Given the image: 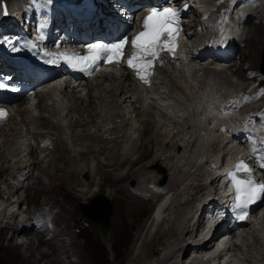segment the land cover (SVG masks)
I'll return each instance as SVG.
<instances>
[{
	"label": "bare ground",
	"instance_id": "bare-ground-1",
	"mask_svg": "<svg viewBox=\"0 0 264 264\" xmlns=\"http://www.w3.org/2000/svg\"><path fill=\"white\" fill-rule=\"evenodd\" d=\"M39 2L47 6L45 0H39ZM12 4L15 5L13 10L15 16L22 17L23 10L21 7H18L19 3L13 2ZM200 4L202 5L199 9L201 12L203 7L207 6V0H200ZM221 7L223 11L222 2ZM261 7L262 8L254 7L251 9H245L241 13V19L244 23L242 26L243 33L241 38L244 36L245 32L246 34L240 43H237L233 48L236 55L234 53V55H231L228 60L225 61L227 67H236V59H238L239 63H242L245 60L239 52L241 47H243V45L245 46V41L248 38L247 35H249L252 25L255 24L251 22V17L252 15L258 14L260 9L264 10V6L262 5ZM24 8H26V6H24ZM34 9L40 13L44 12L43 5L35 4ZM256 17L259 19L258 23L264 24L263 14L257 15ZM30 23L32 24L31 21L28 22V24ZM192 23L193 26L199 25L202 27L204 25V22H201L200 20H192ZM65 30L66 23H59L56 25L53 33L61 34L64 33ZM261 33L262 30L257 29L249 38L250 44L248 45V55L252 64V67L248 68L250 70L260 71L258 66V69L253 68V64L258 63L259 53L264 47V36L261 40ZM52 40H54V38H50V41ZM184 44L187 48L188 44L189 46H196L197 43L194 40H190L189 42L186 41ZM257 55L258 59L256 58ZM193 59H195V57H193ZM211 65L213 64L203 66L201 63H190L189 65L181 64V66L179 65L177 68L173 66V64L171 66L161 67L159 68V75L156 77L155 83L152 87L153 90L149 88L147 91H141L136 88L130 74L125 70H120L117 73L104 74L93 81L82 82L75 87H69V85H66L64 88L60 87L57 90H52L43 88V86V89H41L34 97L36 102L28 103L27 99L13 102L11 104V116L5 123L0 124V199L5 198L6 201H9V196L12 194V197L15 198L7 205H4L5 203L2 202V205L4 206L3 209H0V236L2 234L5 235L6 231H10L11 236L13 237L19 236L20 233L21 235H27V233L33 235L20 244H18V242H10L5 247L0 246V261L2 264H38L40 261L42 264H46L50 260L52 262L51 264H62L59 259L62 258L63 260L64 258L60 257L59 253H57L60 249H64L63 254L67 253L71 255L72 253L70 252L72 250L75 251V253H80L77 246H74L72 243H68L69 246L66 247V245H64V237L61 238L62 235L60 238L49 237V229H46V232L37 233L35 229L23 228L24 224L18 219L19 211L15 213V208H19L24 204L28 205L26 196L23 198H21L22 196H19L21 192L26 191L28 185L27 191H32L34 197L44 194L45 190L43 185L49 184L54 179H58L60 186L67 185L70 186L71 190L82 191V193H78L79 195H82L83 192H85V188L89 184V187L87 188V192H90L88 194L89 196L97 194L104 186H112L113 189L110 191L111 197L108 196L109 194L107 196L111 199L117 198L115 196L121 198L125 196V194L123 190L118 191L121 190V187H118L117 183L125 178L134 176L136 170H131L134 165L149 157L151 160L150 163L155 159L156 161H160L161 157L157 158L151 156L152 154L148 152L151 151L148 150V148L151 147V144L148 142L154 144L157 143L155 146L159 145L157 141H159L158 138L161 136L162 130L165 131L163 132L164 139L160 141L166 148L171 146V151L168 150V152L172 153L167 157L168 161L167 159H161L163 168L166 171L167 180L163 185L157 182V188L150 184V190L142 188L131 191L126 187V195L131 197L127 202L136 204L135 213L142 212L137 210L141 204L143 205L142 210L147 209V211H149L150 207L148 208L147 205H144L143 201L137 196H141L143 200L146 202L148 201L151 204L154 198L157 197L156 195H161L163 193L170 194V192L173 194L174 188L179 185L181 175L184 174V166L192 169L188 174L193 173L192 176L194 175V182L196 183L192 182V184H187L189 185L188 189L192 187V190H194L193 194V191L191 192L189 190L192 199L190 200L189 198L184 202H179L183 205L188 203L190 207L186 222H184L185 224L180 231V235L177 234L172 236L170 241H168L169 236L160 237L159 242L157 244L154 243L153 246L151 244L158 239L159 235L156 234L151 239L144 237L140 245L141 251L150 247V245L152 246L149 248L150 252L158 251V256L151 257L153 259L155 258V264H205V261L202 260H211V258L202 259L198 254L193 255L192 257L194 258L192 259L191 257L186 258V255L190 252V245L186 238L190 235L192 226H199L203 220L202 214L204 211L202 210L198 213L199 209H196L198 208L196 202L197 198L203 196L206 187H213L217 177L215 170L211 166L212 160L210 156H206L207 150L206 152H202V157H200V155V158L196 161H192L195 146H197V143H199L198 141L201 139L204 141V135L206 134L198 131L200 129H197L196 123L204 126L210 115H212L215 124H219L226 119V117H222L223 110H218L217 105H212L211 102H206L207 99L203 98L204 94H198V91L206 88L207 83L206 81L204 82L206 78L209 77L210 79L211 76L212 79L215 77L221 78L220 74L227 72L226 70H216L219 68V64L217 63H215L214 66ZM217 72H220V74ZM253 79H256V77H253ZM41 83L44 84L45 82L42 81ZM59 110L61 111L60 113ZM193 110L195 111L194 115ZM126 111L129 114L128 117H126ZM132 115L134 117L133 121L138 122V126L133 128L132 126L134 122H130L129 120V118L132 119ZM61 116L65 117V125H62L59 122ZM168 120H171L172 122H169ZM228 120H230L229 117ZM43 123L46 124V127L48 128L47 130H39V125ZM139 124L143 125L142 131L138 128ZM178 126L184 128L185 134L177 140L176 137H179V135L182 134V130H180ZM168 129L170 130L167 134V138L169 134H172L173 138L166 140L165 135ZM65 130H67L66 133L63 132ZM173 131L175 132L173 133ZM146 135L151 136V140H148L146 138L148 136ZM137 136L140 139L139 145L141 143H145L146 145L144 144V146H142L143 148L140 150L136 159L130 160V167L128 168V171L125 172V174L128 172L125 176L124 174H113V171L118 172L120 167L123 169V167L127 166V161L129 160L128 154L131 152L133 154L137 151L135 146L136 143L134 141V138ZM225 138L223 136L222 139L213 142L212 146H214L213 150L215 151L212 155L213 157L216 156V152H227L226 155L234 157V152H230L232 148H234L235 151L237 150L233 143L226 142L227 145L221 150V143L226 140ZM68 140L69 144L67 143ZM178 141H183L184 143L181 145V142L179 143ZM110 142H112V145ZM180 147L183 148V151L185 150V153H179ZM76 148H78L77 151L75 150ZM175 148L178 149L175 151ZM72 149L77 153L79 151V155H81V158L83 157L84 167H80L81 165L78 166L75 163L73 160L74 158L69 152V150ZM154 149H156V147H154ZM199 150H202V148ZM55 152H58L56 153V156L54 155ZM61 153H64V156H60ZM98 153H100L99 157ZM102 155H104V158H102ZM54 156L58 161L59 170L62 171V173L60 175L58 174L56 177L53 175L56 173V164L52 160ZM50 160H52L54 166L53 164L50 165ZM143 167L145 166L142 165L138 169ZM24 171H26V173L31 172V174L36 172V176L33 179L34 182H31L32 184H29V182L26 185L24 184V181L29 177L27 176L25 180H22L21 172ZM82 171H86L87 181H82L80 179L82 182L80 183V180H72L73 176L79 177V174ZM142 172L143 170H141L139 174ZM137 176L138 174H136V177ZM155 176H153L154 182L158 177L157 174H155ZM84 182L88 184L84 185ZM142 182L144 184L148 183L145 182L144 179H142ZM182 184L183 185L181 186H184L185 183ZM91 185L92 188L89 190ZM129 191L137 196H131ZM190 192H188V194ZM71 193L73 196L75 194L76 198L79 197L75 192L72 191ZM5 194L7 195L6 197ZM88 195L84 197L85 200L87 197L90 198ZM170 196L172 197V195ZM171 197L169 200L165 201L166 205L162 207L163 209L156 212L157 214L155 217H148L151 221L150 227L152 226L149 232L154 230V228L163 221L165 212L169 211L168 213H170L172 209L173 213L176 214L174 209L179 203L174 205V202L173 206L172 201H170ZM192 200L194 201L193 206L191 205ZM49 202L46 201L37 204L33 209L35 211L44 209L47 214L52 215L53 209ZM8 208L9 211H7ZM33 209L29 207V205L26 206L28 213H31ZM152 209L154 211V208ZM117 213L115 215L119 217ZM175 216L177 219L178 214ZM6 218L11 219L12 223H9L8 225ZM29 218H32V216H29ZM183 220L184 219L182 218L181 221ZM177 221H180L179 218ZM175 223L170 230L175 229ZM252 226L253 229L247 230V234L241 233L234 237L235 241L241 245V247L236 246L237 253H243L245 256L244 260L249 264H251L252 257H255L253 250L257 246H261L260 238L264 235V215L262 221L258 225L252 223ZM67 229L68 223L67 225H64L62 229L58 230H64L67 237V235L70 236V232H68ZM136 233L138 234V231ZM248 233L250 239L245 238L248 236ZM108 235L112 236V234L110 235V231L106 234L107 238ZM244 235L246 236L244 237ZM202 237L203 234L200 238ZM133 238L134 237H132V244H134ZM162 238L165 239L164 244L160 242ZM69 240L72 241V238H69ZM73 241L76 242L74 239ZM208 242L210 241L203 243ZM223 243L224 242H220L218 246ZM102 244L103 243H101V247ZM155 244L157 246L162 244L164 248L162 247V250H160L161 248L159 247L160 249L158 250L157 246H154ZM42 246H45V248L40 249ZM22 251L24 252L22 253ZM34 251H37L39 255L35 256L33 254ZM90 255L91 253H87L88 257H86L80 253V257H76L79 259L77 260L78 264H90L88 260L90 259L92 261L93 259ZM257 255L263 256L264 252L261 251L257 253ZM141 256L138 254L136 257L131 258V260H142L143 258ZM65 257L67 258L68 256ZM254 259L258 260L257 257ZM149 260V262H152L151 259ZM230 260L236 262L235 254L234 257H230ZM65 264H69V261ZM230 264H233V262Z\"/></svg>",
	"mask_w": 264,
	"mask_h": 264
},
{
	"label": "rangeland",
	"instance_id": "rangeland-1",
	"mask_svg": "<svg viewBox=\"0 0 264 264\" xmlns=\"http://www.w3.org/2000/svg\"><path fill=\"white\" fill-rule=\"evenodd\" d=\"M224 1L229 2V0H224ZM222 3H223V11H224L226 8V5H225V2H222ZM214 5L217 7V11L219 12V14L224 15V13L221 11V9H222L221 0H218ZM223 18L224 19L227 18V15H224ZM251 22H253L255 24L252 25V28L249 32V35H247L248 38L246 40L247 42L245 41V46L243 45V47H241L240 52H239L244 57L245 60L243 59L244 61L242 63H239L238 59H236L237 65H236V67H232V68L230 66L226 67V64L225 65L219 64V68L216 70H220V71L226 70L227 72L226 73L223 72L222 74H220V72H217L218 74H220L221 78L215 77L214 79H212V76H211L210 79L208 77V78H206V80H204V82L206 81V83H207L206 88L198 91V94H200V93L204 94L203 98H206L207 100L211 99V101H213L214 103L221 104L227 98H229L233 94V92H235L237 90H243V89L251 90L254 87V82L256 80L255 79L249 80V78L246 74L247 71L250 70L248 68L252 67L251 66L252 64L250 62V57L248 55V52H249V46L248 45L250 44L249 38L251 37L252 33H254L255 30L261 29L262 30L261 40H262V37L264 36V24L258 23L259 19H257V18H253L251 20ZM259 26H262V27H259ZM213 27L214 26L207 25V27L205 28V29H208L206 37L209 36ZM203 38H205V37H203ZM263 51H264V47L261 49V52L259 53V59H258V55L256 56V58L258 59V63L253 64V66H254L253 68H257V66H258V68L260 69L261 63H262V58H264ZM237 56H238V54H237ZM214 64L211 66H214ZM203 65L205 66L207 64L203 63ZM260 106H264V100L257 103V107H260ZM125 110H126V108H125ZM128 116H129V114L126 111V117H128ZM241 116H243V111H238L235 114L229 113V115L226 116V119L222 122L221 125L226 126V127L232 126L235 121H237L238 119L239 120L241 119L240 118ZM228 117L230 119V122H228ZM133 119H134V117L132 115V119L129 118L130 122H134ZM65 121H66L65 117L61 116L59 119L60 124L65 125ZM168 121L172 122L171 120H168ZM224 122H226V123H224ZM137 123L138 122L135 121L134 122L135 125L133 124L132 128L138 126ZM64 127H66V126H64ZM142 127H143V125L139 124L138 128L140 131H142V129H143ZM168 128H171V127H168ZM178 128L180 130H182V134H180L179 137H176L177 140L185 134V130L183 127L178 126ZM47 129L48 128L46 127V124L43 123V124L39 125V130H47ZM169 130L170 129H168L166 131L167 132L165 135L166 140L173 138L172 134H169V136L167 138V134H168ZM66 131L67 130H65L63 132L66 133ZM129 132H132V131H129ZM163 132H165V131L164 130L161 131V136L158 138L159 141H157L159 143V145L155 146L157 143L154 144V143L148 142L149 144H151V147L148 148V150H151V151H148V152L152 154L151 156H154L157 158L161 157L160 161H156V159H155L152 163H150L151 160L149 157V158L139 162L138 164L134 165L131 168V170H133V169L136 170L133 177L123 179L121 182H119L120 184L117 183V186L121 187V190H118V191L123 190L125 196H123L121 198H119L118 196H115L117 198H114V199L109 198V197H111L110 191H111V189H113L112 186H111L112 188L104 186L98 191L97 194L105 195L110 200L111 205H112L111 217H110V226L107 230V233H109V231H110V235L112 234V236L108 235V238H107V236L105 238H103L101 236L99 230L92 223V221H90L87 217H85L80 210L79 204L81 202H90L97 195V194H95L93 196L88 195L90 193V192H87L88 191L87 188L89 187V184L86 182H84L85 183L84 185L88 184V186L85 188V192H83L82 195H79L80 193H82V191L80 192V191L71 190L70 186H67V185L60 186L58 183V181H59L58 179H54L49 184L43 185V188L45 191H44V194H42V195L40 194V195L34 197L32 191H27V188L29 185L26 187V191L21 192L19 195L22 196L21 198L26 196V200L28 201V205L32 209L37 204H41L42 202H46V201L49 202L50 201L49 203H51V208L53 209V214L52 215L50 214V216L52 217V223L54 224L55 229L49 230V232H48L49 237L60 238L62 235L61 238L64 237V243L65 244L64 243L63 244L66 245V247L69 246L68 243H72L74 246H77V249L79 250V252L81 254H83V256L85 255L86 257H88L87 253H91L90 256L93 257L92 261L90 259L89 260L87 259L90 262V264H137L138 262H139L138 264H151V263L155 264V262H154L155 258L153 259L151 257L158 256V254L154 255V253L156 251L150 252L149 248H151L154 243L157 244L159 242L160 237H168L169 236L168 241H170V238H172V236H175L177 234L180 235V231H181L183 225L185 224L184 222H186V217L188 216L187 214H188L190 207H189L188 203L183 205V204H180L179 202H184L186 199H189V198H190V200L192 199L191 198V196H192L191 192L193 191L192 192V194H193L194 190H192V187L190 189H188L189 185H187V184L188 183L192 184V182L196 183V182H194V180H195L194 175L192 176L193 173L188 174V172L192 171V169L190 167L184 166L183 167L184 174H182L180 177L179 185H177L174 188L173 194H172V192H170V195H172L171 200H170V201H172V205L174 202H175L174 205L179 203V205L177 204L175 209H174V211H176V214L173 213L172 209H171L170 213H168L169 211L165 212L164 218L166 220L163 218V221L160 222L159 225L157 227H155L154 230H152L151 232H149V230L152 226L150 227L151 221L148 218V213L152 209V207H151L152 203L150 204L148 201L146 202L145 200H143V198H141V196L134 195L130 191H129V193L131 196H133V197L137 196L138 198H140L143 201V204L147 205L148 208L150 207V209H149V211H147V209L142 210L143 205L141 204L137 210L142 211V212L135 213L136 204H131V203L127 202L129 200V198H131V197H128V195H126V192H125L126 187L129 188V190L134 191L135 189H142V188L150 190V184L152 186L158 185L157 181L159 180V178L162 177V174L157 172V166L163 168V165L161 163V159H167V161H168L167 157L170 156L169 154H172V153L168 152V150L171 151V146L166 148L163 146V143L160 141V140L164 139V133ZM174 132L175 131H173V133ZM146 136H148V135H146ZM146 138L148 140L149 139L151 140V136H148ZM219 138H220V131L219 130H216V131L215 130H209L208 133L205 134V139H204L205 143L202 141L200 142L202 145V150H200V152H198V148H197V146H195V151H194L193 156H192V161H196L198 158L202 157V154H203L202 152H206V150H207V152L212 150L214 148V146H212L213 141L220 140ZM134 141L136 143L135 146H136L137 151L133 154H132V152L130 154H128L129 160L127 161V163H128L127 166L123 167V169H121V167H120L119 168L120 170H118V172L113 171V174H124V176H125L128 173L127 172L125 174V172L128 171V168L130 167V163H129L130 160L136 159L138 157L140 150L143 148L142 146H144V144H145V143H141L139 145L140 139L138 138V136L134 138ZM178 142L179 143L181 142L180 143L181 145H182V143H184L183 141H178ZM67 143L69 144V140ZM110 143L112 145V142H110ZM149 144H148V146H149ZM140 146H141V148H140ZM153 146L156 147V149H154ZM77 149L78 148H76L75 150L77 151ZM177 149L178 148H175L174 150L176 151ZM75 150L74 149L69 150V152L71 153V154L70 153L69 154L74 158V159L73 158L72 159L75 161V163L78 166L81 165L80 167H84L85 165H83V163H84L83 157L81 158V155H79V151L77 153V152H75ZM233 151H234L233 149L230 150V152H233ZM56 153H58V152H55V154H54L55 156H56ZM179 153H185V150L183 151V148L180 147ZM99 155H100V153H98V157H99ZM55 156L52 159L53 162H55V164H56V167H55L56 173L53 174L54 177H56V176H58V174L60 175L62 173V171H60L58 168V161L55 159ZM60 156H64V153H61ZM94 158H96V157H94ZM102 158H104V155H102ZM54 159H55V161H54ZM52 160H50V162H51L50 165L53 164ZM62 163H63V161H62ZM119 163H120V161H119ZM142 165H144L145 167L138 169ZM53 166H54V164H53ZM141 170H143V172L139 174V172ZM85 172L86 171H82L79 174V177L73 176L72 180L77 179L79 181L81 179L82 181H87V179H85L83 177V174ZM183 172H181V173H183ZM181 173H179V174H181ZM136 174H138V176H137L138 178L136 177ZM155 174H157L158 177H157V180H155V182H154L153 176H155ZM35 176H36V172H33V174H30V177L27 180L29 182V184L33 181ZM171 176H172V171H171ZM49 177H51V176H49ZM142 179H144V181L148 182L149 184L148 183L144 184L142 182ZM81 180L79 181L80 183H82ZM182 183H185L184 186H181V185H183ZM154 187H156V186H154ZM91 188H92V185L89 188V190ZM78 189H79V187H78ZM72 191L75 192L76 194L79 193L78 194L79 197L76 198L75 194H74V196H75L74 197L73 194L71 193ZM187 191L190 193L188 194ZM87 195L90 198L87 197V199L85 200L84 197H86ZM159 195H156V196H159ZM9 198H10L9 201L8 200L6 201L5 198L3 199L5 205H7L10 201H13L15 197H12V195H11ZM193 202L194 201L192 200L191 201L192 206H193ZM16 209L20 212L18 219H20V217H22L23 213L27 214V212L24 211L22 207L15 208V210ZM118 210H119V212H118ZM7 211H9V208L7 209ZM116 213L119 215V217L117 215H115ZM177 214H178L177 217L179 218L180 221H177L178 218L177 219L175 218L176 217L175 215H177ZM182 218L185 221L184 220L181 221ZM7 220L12 222V220H10V219H7ZM173 221H174V223L176 221L175 229L170 230V228L174 224ZM67 223H68V229L67 230H68V232H70V236L67 235V237H66L65 231L64 230L59 231L58 229H62L64 227V225H67ZM23 224H28V223H23ZM243 229H244L243 233H246V231L249 229H253L252 223L249 225H246L245 227H243ZM137 231H138V234L136 233ZM156 234L159 235L158 239L155 240L151 244L152 246L150 245V247L142 250L143 251L142 252L140 245H141L143 238L147 237V239H151ZM31 235H33V234L27 233V235H21V233H20L19 236L13 237V236H11L10 231H6L5 235L2 234L0 236V246L5 247L10 242H13V243L18 242V244H20L24 240L28 239ZM245 236L246 235H244V237ZM249 236L250 235L248 233V236L245 238H249ZM132 237H134L133 238L134 244H132ZM69 238H72V241H70ZM73 239L76 242H74ZM139 241H140V243H139ZM164 241H165L164 238H162L160 240V242H162V244H164ZM247 241H249V240H247ZM260 241H261V246H257L253 250V253H255V257L258 258V260H255L254 259L255 257H252L254 264H255V262L257 264H259L262 261L260 259L264 258V256L257 255V253H259L261 251L264 252L263 251L264 250V235L261 236ZM85 243H87V244H85ZM101 243H103L102 247H101ZM156 244L154 245L155 247L157 246ZM162 244L158 245L157 248L158 249L161 248L160 250H162V247H163ZM166 245H168V244H166ZM166 245H165V247H166ZM43 248H45V246L40 247V249H43ZM23 252L24 251H22V253ZM100 252H102V253H100ZM57 253H59L60 257L64 258L63 260H62V258L59 259V260H61L62 264H65L68 261H69V264H78L77 260H79V259H77L76 257L79 258L80 253H75V251L72 250L70 252V253H72L71 255H69L67 253L63 254L64 253L63 248L60 249L59 252H57ZM33 254L35 256L39 255L37 251H34ZM138 254H139V256L142 255L141 256L143 258L142 260H131V258L136 257ZM65 256H68V257L66 258ZM113 256H116V257H113ZM69 259H71V260H69ZM149 259H151L152 262H149L150 261ZM174 261H177V260H174ZM0 263L2 264L1 261H0ZM51 263L52 262L50 260L46 264H51ZM38 264H42V262L40 261V263H38Z\"/></svg>",
	"mask_w": 264,
	"mask_h": 264
},
{
	"label": "snow or ice",
	"instance_id": "snow-or-ice-1",
	"mask_svg": "<svg viewBox=\"0 0 264 264\" xmlns=\"http://www.w3.org/2000/svg\"><path fill=\"white\" fill-rule=\"evenodd\" d=\"M4 13L7 14L6 6ZM143 28L144 30L131 39L132 52L126 62L136 72L138 78L148 84L154 61L159 58L160 52L166 50L173 55L176 53L179 14L172 8L154 9L145 17ZM165 36L169 38L167 41L162 39ZM128 43V38L125 37L112 44L90 45L86 56L80 57L78 54H72L73 57H76L72 62L73 67L79 66L81 70L87 71L102 59L107 62L119 63ZM7 115L4 109H0V120L6 119ZM237 171L250 172L251 169L243 161H240L235 166V170L229 173L236 194V208L242 210L239 219L245 220L248 219L247 208L264 196V184L255 183L252 179H238L235 175Z\"/></svg>",
	"mask_w": 264,
	"mask_h": 264
},
{
	"label": "water",
	"instance_id": "water-1",
	"mask_svg": "<svg viewBox=\"0 0 264 264\" xmlns=\"http://www.w3.org/2000/svg\"><path fill=\"white\" fill-rule=\"evenodd\" d=\"M157 169L163 175L160 182L163 183L166 179L165 170L160 167ZM83 177L86 179L87 174L84 173ZM80 208L82 213L93 221L94 225L99 229L102 236L105 237L110 224V201L103 194H99L95 196L89 203H81Z\"/></svg>",
	"mask_w": 264,
	"mask_h": 264
}]
</instances>
